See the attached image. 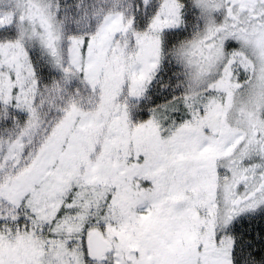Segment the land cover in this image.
I'll return each instance as SVG.
<instances>
[{
  "label": "snow or ice",
  "instance_id": "1",
  "mask_svg": "<svg viewBox=\"0 0 264 264\" xmlns=\"http://www.w3.org/2000/svg\"><path fill=\"white\" fill-rule=\"evenodd\" d=\"M0 264H264V0H0Z\"/></svg>",
  "mask_w": 264,
  "mask_h": 264
}]
</instances>
